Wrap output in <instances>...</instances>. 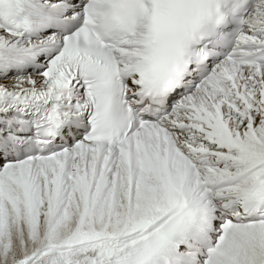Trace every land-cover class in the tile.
<instances>
[{"label":"snow or ice","instance_id":"6c2138e0","mask_svg":"<svg viewBox=\"0 0 264 264\" xmlns=\"http://www.w3.org/2000/svg\"><path fill=\"white\" fill-rule=\"evenodd\" d=\"M0 264H264V0H0Z\"/></svg>","mask_w":264,"mask_h":264}]
</instances>
